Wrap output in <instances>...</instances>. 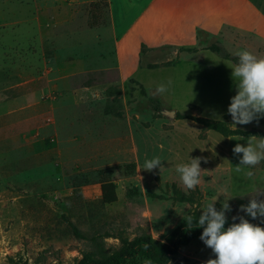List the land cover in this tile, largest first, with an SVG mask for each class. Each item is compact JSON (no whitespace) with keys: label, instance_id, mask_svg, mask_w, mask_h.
I'll return each mask as SVG.
<instances>
[{"label":"rangeland","instance_id":"obj_1","mask_svg":"<svg viewBox=\"0 0 264 264\" xmlns=\"http://www.w3.org/2000/svg\"><path fill=\"white\" fill-rule=\"evenodd\" d=\"M142 3L0 0V264H78L85 252L110 254L121 237L135 239L144 232L165 241L185 223L181 215L200 212L221 189L227 190L225 199L232 197L229 219L237 213L238 198L249 200L257 192L264 198V161L237 172L239 159L232 152L236 143L258 136L226 137L176 117L180 112L226 120L236 128L227 114L234 94L228 65L236 62L223 53L206 46L195 52L153 51L128 71L133 78L125 92L113 85L107 100L76 105L59 92L38 94L46 72L66 60L84 62L75 67L83 69L74 77L77 84L117 79L118 74L100 77L96 69L116 65L112 24L122 33ZM219 44L232 56L245 48L264 55V46L255 42ZM122 60L132 67L130 55ZM154 63L159 67L150 68ZM169 80L168 91L157 93ZM164 109L176 110L175 116ZM237 128L264 131V119ZM156 155L164 160L161 171L141 169ZM189 155L201 158V183L194 190L175 172ZM100 172L116 183V202L102 201ZM176 191L193 201L179 200ZM75 227L85 237L77 236ZM213 255L198 237L170 264Z\"/></svg>","mask_w":264,"mask_h":264},{"label":"crops","instance_id":"obj_2","mask_svg":"<svg viewBox=\"0 0 264 264\" xmlns=\"http://www.w3.org/2000/svg\"><path fill=\"white\" fill-rule=\"evenodd\" d=\"M140 2L143 3L139 6L141 8L137 16L125 26L122 33L119 34L116 24H112L116 65L96 69L100 77L118 74L117 79L77 84L74 77L83 69L75 71V67L84 62L66 60L59 62L56 69L51 68L46 72L47 80L37 90L38 94L45 96L59 92L60 96L70 97L76 105L90 100H107L113 85H117L124 93L127 80L133 78L129 77L128 71L140 66L143 56L158 49L177 52L182 47L200 49L221 41L246 44L248 47L255 42L264 46V0H129L130 4ZM142 45L145 46L143 52ZM123 54L131 56L132 67L125 68ZM97 59L105 60L103 55ZM204 262L198 260L186 264Z\"/></svg>","mask_w":264,"mask_h":264},{"label":"clouds","instance_id":"obj_3","mask_svg":"<svg viewBox=\"0 0 264 264\" xmlns=\"http://www.w3.org/2000/svg\"><path fill=\"white\" fill-rule=\"evenodd\" d=\"M235 55L237 62L228 65L234 94L229 97L227 114L236 128L253 122L259 124L264 119V55H257L246 48L238 50ZM171 83L169 80L159 84L156 92H167ZM232 152L239 159L237 172L244 166L251 169L264 161V136L246 139L244 144L236 143ZM162 161L158 155L146 158L141 169L152 171L159 168L161 171L164 167ZM175 172L186 189H196L201 183V158L190 156L188 161L176 165ZM247 175L252 176V171L249 170ZM226 192V189L218 190L200 209L198 217L181 215L189 229L193 224L202 229L199 239L214 254L204 264H264V198H258L260 192L251 196L247 204L239 206L229 222L227 213L232 211L229 204L232 197L225 199ZM221 196L223 199L217 208L216 203ZM257 218H260V223H253ZM144 264L153 262L146 259Z\"/></svg>","mask_w":264,"mask_h":264},{"label":"trees","instance_id":"obj_4","mask_svg":"<svg viewBox=\"0 0 264 264\" xmlns=\"http://www.w3.org/2000/svg\"><path fill=\"white\" fill-rule=\"evenodd\" d=\"M210 50L223 53L225 58L234 60L237 62V57L232 56L225 52L219 43H214L208 46ZM182 50L197 51L194 47H182ZM145 51V46L142 45V52ZM150 68H157L159 64L154 63L149 65ZM137 82L136 80H133ZM142 91H145L141 85ZM162 112V110H161ZM177 118L190 119L202 124L205 128L214 130L223 136H264V131L246 130L241 128L231 127L226 120H214L204 116H196L191 114H182L177 112ZM100 190L101 198L104 203H113L118 200L117 185L105 172H100ZM75 194L78 190H74ZM74 194V195H75ZM177 198L179 200L193 201L191 195L183 194L180 191H176ZM249 200L242 198L237 199V205L247 204ZM216 207L219 208L220 204L217 203ZM199 211L193 212V217L199 216ZM231 222V219H229ZM189 229L184 223L183 225L177 226L168 236L165 241L154 238L150 233L144 232L135 239L129 237H121L120 247L110 254L85 252L78 264H144L146 259H150L153 264H170L172 258L176 256L179 250L189 244L193 239L198 238L202 231L197 225L193 224ZM74 231L77 236L85 237V235L78 230L76 227ZM188 263V260H184L182 264Z\"/></svg>","mask_w":264,"mask_h":264},{"label":"water","instance_id":"obj_5","mask_svg":"<svg viewBox=\"0 0 264 264\" xmlns=\"http://www.w3.org/2000/svg\"><path fill=\"white\" fill-rule=\"evenodd\" d=\"M162 113L166 114L167 116H169L170 118H173L175 116L176 110L174 109H164L162 110Z\"/></svg>","mask_w":264,"mask_h":264}]
</instances>
